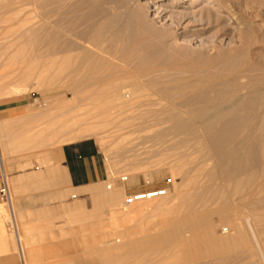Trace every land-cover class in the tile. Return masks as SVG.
<instances>
[{"label": "rangeland", "instance_id": "1", "mask_svg": "<svg viewBox=\"0 0 264 264\" xmlns=\"http://www.w3.org/2000/svg\"><path fill=\"white\" fill-rule=\"evenodd\" d=\"M182 45L238 66L200 83ZM0 104L25 106L0 123L5 159L92 140L109 176L65 202L64 256L24 264H264V0H0Z\"/></svg>", "mask_w": 264, "mask_h": 264}, {"label": "crops", "instance_id": "2", "mask_svg": "<svg viewBox=\"0 0 264 264\" xmlns=\"http://www.w3.org/2000/svg\"><path fill=\"white\" fill-rule=\"evenodd\" d=\"M22 104H0V123L19 118ZM105 160L92 140L69 142L39 160L0 146V187L6 178L11 200L0 196V264H24L22 256H64L63 218L75 197L108 180ZM71 202V205L69 206Z\"/></svg>", "mask_w": 264, "mask_h": 264}, {"label": "bare ground", "instance_id": "3", "mask_svg": "<svg viewBox=\"0 0 264 264\" xmlns=\"http://www.w3.org/2000/svg\"><path fill=\"white\" fill-rule=\"evenodd\" d=\"M169 1H170V4L177 6V5H180L184 1H187V0H169ZM166 4H168V3H166ZM205 13L207 15L206 16L207 23H209V24H213L214 22H218V21L221 22L222 21L221 17L215 16V14L210 9H206ZM175 15H179L180 18H184L186 16L185 13H179V14H175ZM181 47L183 48L182 51H179L174 55L177 58H183L184 61H191V62H195L198 64L195 67V70L192 72L191 76L194 77L200 83L205 82V81H207V82L211 81L212 83H217L220 80H223V78L230 77L232 75V71L238 66L237 65V59L238 58L236 57V55L229 56L225 60L222 61V59H220L221 58L220 57L221 56L220 47H218L216 45H206L204 48L197 49V50H191L186 45H182ZM207 61H211L212 64L209 65V63H207ZM74 77L78 78V80H79V82H81V84L84 83V84H88V85L98 84V83H101L103 80L101 77H97L95 75H92L89 67L83 68L81 66H79V68H77V70L75 71ZM237 77H238V75L233 76V79H237ZM131 93H132V91H130V89L127 86H123V87L119 88V90L117 91L118 95H122L124 97H127ZM107 94H109V91L95 90V91L91 92V95H93V96H100V95H107ZM234 108L228 107V108H226V112H230L231 110H234ZM235 109H238L237 105H236ZM189 125L190 124L184 123V122L175 123L173 126V129L175 132H180L184 128H188ZM85 135H90V132L85 133ZM85 135H82V137ZM123 179H126V177L124 176ZM108 188H111V186L108 185ZM151 192H153V191L151 190ZM141 197H142V199L136 201L135 204H137L139 202L146 201V200H151L153 198H159V197H148L147 194L142 195ZM124 205L127 206L126 202H124ZM125 206L122 208V210H123V212L128 213L129 208L125 207ZM128 206H132V204H130ZM136 228H138V227H136Z\"/></svg>", "mask_w": 264, "mask_h": 264}, {"label": "built area", "instance_id": "4", "mask_svg": "<svg viewBox=\"0 0 264 264\" xmlns=\"http://www.w3.org/2000/svg\"><path fill=\"white\" fill-rule=\"evenodd\" d=\"M122 179H123V177H122ZM126 179H127V177H126ZM123 180H125V179H123ZM152 191L153 192H151V191L140 192V193H136V194H133V195L129 196L126 199V205L135 203L136 201L142 199L141 196L145 195V194H147L148 197H162V196H165L168 193V189L166 187L160 188V189H156V190H152ZM0 196L6 202H9L11 200L10 189H9L8 184H7L6 178H4L3 184L0 187Z\"/></svg>", "mask_w": 264, "mask_h": 264}]
</instances>
